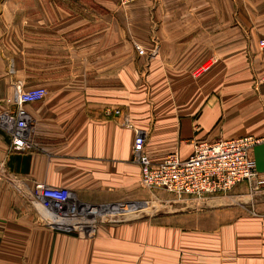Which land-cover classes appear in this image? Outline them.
Instances as JSON below:
<instances>
[{"label": "crops", "instance_id": "1", "mask_svg": "<svg viewBox=\"0 0 264 264\" xmlns=\"http://www.w3.org/2000/svg\"><path fill=\"white\" fill-rule=\"evenodd\" d=\"M100 2L111 10L23 14L0 59V115L14 85L46 91L25 108L30 151L0 129V264H264V192L164 200L131 151L134 130L155 164L199 141L264 138V0ZM250 158L264 175V141ZM36 184L108 214L91 236L59 231ZM148 200L169 209L130 216Z\"/></svg>", "mask_w": 264, "mask_h": 264}, {"label": "built area", "instance_id": "2", "mask_svg": "<svg viewBox=\"0 0 264 264\" xmlns=\"http://www.w3.org/2000/svg\"><path fill=\"white\" fill-rule=\"evenodd\" d=\"M260 44L264 46V40ZM202 72L203 69L197 74ZM259 82L264 85V75ZM13 87V96L6 101L8 109L0 115V129L9 136L11 150L27 152L31 150L28 141L31 117L25 108L41 101L46 91L41 88L26 90L21 85ZM133 132L132 159L140 168V183L146 190L163 191L177 201L225 196L241 184L247 186L250 195L264 192V175L256 170L250 158V151L264 138L247 136L214 142L199 141L193 143L188 159L181 160L173 153L155 164L145 152V133L140 130ZM31 198L35 206L54 212L51 227L66 233L91 236L97 218L106 215L102 209L72 204L69 191L63 188L36 184ZM67 212H71L69 217ZM82 217L86 219L81 221Z\"/></svg>", "mask_w": 264, "mask_h": 264}, {"label": "rangeland", "instance_id": "3", "mask_svg": "<svg viewBox=\"0 0 264 264\" xmlns=\"http://www.w3.org/2000/svg\"><path fill=\"white\" fill-rule=\"evenodd\" d=\"M100 1H110L111 5L123 4L127 6L136 0H0V59L2 60V62L6 61V49L9 46H12L14 37H17L15 36V34L18 33L19 37L21 36L23 14L40 13L44 12L45 10L46 13H77L79 15H82L87 12H91L96 15L101 12H108L109 10H111V8H102ZM90 5L92 7H90ZM2 62L0 61V71L2 69ZM10 67L11 66H9V69ZM162 194V199L166 200V198H169L167 197V193L162 192ZM140 206L146 207L147 209L142 211H134V213H132L130 216H144L154 211H157V213H162L169 209L166 204H156L149 200L145 202L142 201L140 203ZM121 207L124 208V206ZM126 215L110 213L109 216L106 217V219L115 220L116 218H123ZM98 218L102 219L101 217ZM98 218L97 221L99 220ZM85 219V217H82V219L80 220L83 221Z\"/></svg>", "mask_w": 264, "mask_h": 264}, {"label": "bare ground", "instance_id": "4", "mask_svg": "<svg viewBox=\"0 0 264 264\" xmlns=\"http://www.w3.org/2000/svg\"><path fill=\"white\" fill-rule=\"evenodd\" d=\"M70 214H71V212H67V213H66V216L69 217ZM93 214H94V212H93ZM90 215H92V214H90Z\"/></svg>", "mask_w": 264, "mask_h": 264}]
</instances>
